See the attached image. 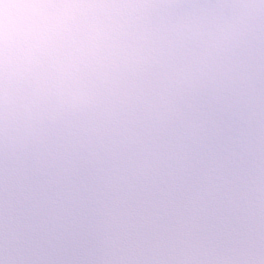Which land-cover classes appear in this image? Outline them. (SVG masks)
<instances>
[{"label": "clouds", "instance_id": "1", "mask_svg": "<svg viewBox=\"0 0 264 264\" xmlns=\"http://www.w3.org/2000/svg\"><path fill=\"white\" fill-rule=\"evenodd\" d=\"M0 264H264V0H0Z\"/></svg>", "mask_w": 264, "mask_h": 264}]
</instances>
